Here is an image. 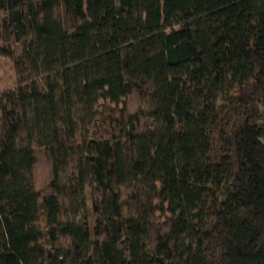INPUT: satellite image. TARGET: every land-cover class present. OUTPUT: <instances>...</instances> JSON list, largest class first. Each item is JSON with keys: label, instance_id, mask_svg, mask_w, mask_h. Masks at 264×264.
<instances>
[{"label": "trees", "instance_id": "obj_1", "mask_svg": "<svg viewBox=\"0 0 264 264\" xmlns=\"http://www.w3.org/2000/svg\"><path fill=\"white\" fill-rule=\"evenodd\" d=\"M0 14V264H264V0Z\"/></svg>", "mask_w": 264, "mask_h": 264}, {"label": "rangeland", "instance_id": "obj_2", "mask_svg": "<svg viewBox=\"0 0 264 264\" xmlns=\"http://www.w3.org/2000/svg\"><path fill=\"white\" fill-rule=\"evenodd\" d=\"M163 1V0H162ZM1 16V14H0ZM244 71L234 72V78L236 82H240L245 79ZM14 83V71L11 62L6 58L0 60V91L13 87Z\"/></svg>", "mask_w": 264, "mask_h": 264}]
</instances>
